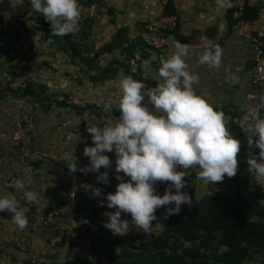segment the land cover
Returning a JSON list of instances; mask_svg holds the SVG:
<instances>
[{
  "label": "rangeland",
  "instance_id": "obj_1",
  "mask_svg": "<svg viewBox=\"0 0 264 264\" xmlns=\"http://www.w3.org/2000/svg\"><path fill=\"white\" fill-rule=\"evenodd\" d=\"M26 1L29 3L27 5H30V0ZM160 1L162 3V0ZM102 2L101 4L97 0L93 1L95 5L93 12L90 11L91 9L83 8L85 5L78 2L80 17L84 16L81 10H85L86 13L83 14H93L91 17L86 15L90 18V22L82 23L89 32L87 44L93 50L109 42L121 26H127L126 35L129 40L135 41L139 36L144 37L146 35L144 23L153 21L159 11H155L150 5L154 0L142 2L102 0ZM196 5L197 9L189 10L187 6L184 7L187 10L178 9V17L187 30V35L193 34L192 40L185 43L200 52V49L207 45V41H210L209 38H215L216 42L221 43L222 39L233 37L231 35L232 32L235 33L233 27L231 30L227 27L218 29V23L226 22L224 13L215 14L216 17L212 19L214 22L208 23L210 19L205 20L207 13L204 11V5L199 3ZM24 8V11H31V15L25 16L15 11L13 7L2 14L0 8L1 23L4 21L3 25L0 24V46H4L0 54V90L18 89L34 81L43 85L46 94H50L53 98L62 100L64 96H68L66 99L68 104L77 105L78 108L57 107L52 104L48 110H44L41 104L31 98L15 96L9 91L3 95L4 97H0V195L8 193L16 195L20 205L25 208L28 220V226L20 230L12 223V213L0 212V264H127L121 251L127 247L137 249L140 243L160 234L170 216L164 218L165 208L162 206L156 210L157 220L153 221L155 225L151 235L145 236L131 225L126 235H113L103 226V221L107 219L104 213L114 209L107 208L106 203L103 206L99 203L103 200L104 194L115 191L118 183L114 175L113 153H106L113 161L112 167L109 169L102 167L99 172L85 174L77 170L72 173L67 169L66 164L76 161L78 169L89 164L88 158L83 155V148L86 145L92 146L93 142L91 135L86 131L87 121L84 119L96 118V121L111 122L119 117V110L105 112L103 109L105 101L109 98L115 100L118 97V79L122 75H131L137 79L140 75L143 80L148 81L146 88L154 87L156 80L159 79L156 64L160 59L143 45V48L136 47L129 57H123L119 48L106 51L97 58L100 66H105L115 57L124 61L127 69L121 68L114 78L106 81L91 82L90 74L80 69L83 65L71 62L68 53L56 51V48L52 47V50H49L46 44L43 45L44 47L37 46L36 40L40 34H43L41 29L44 30L40 21L45 18L43 14L34 12L31 6ZM201 13L203 15L197 21L192 17L193 14L197 17ZM23 17H29V20L36 19L38 31L34 32L36 37L32 41L25 40L20 55L12 44L15 41L19 46L20 33H17L16 29L20 28ZM217 30L223 34L220 40L217 39L219 38ZM246 41V50L250 51L251 58L253 42L251 37ZM198 44H201V47H196ZM23 51H27L30 57L25 56ZM247 51L245 53H248ZM89 55L92 56L93 51H90ZM236 57L239 58L240 69L237 72L236 69L226 71L224 90L199 82L196 91L211 105L233 104L241 112V116L234 119L243 134L242 139L239 140L237 171L233 177H225L222 182L206 184L197 178L198 169H182L186 174L183 177L186 186L181 191L189 195L192 204L213 191L222 193L231 204L237 202V193L250 200L252 182L262 187L261 200L264 202V180H258L249 173L247 165V157L258 153L259 149L255 147L249 149L248 136L242 130L245 127L242 117L254 98L252 96L254 88L250 80V71L244 67L247 57L243 53ZM233 74L239 77L240 84L233 85L226 82V77ZM224 118L226 127L231 132V119L228 115ZM9 126L12 129H9ZM97 126L102 127V122ZM16 130H20L21 134L18 142L10 139V135ZM104 171L108 172V183L96 179L100 172ZM17 179L24 183L26 189L36 193L39 200L38 207L43 208L41 211H37L35 205H27L21 199V191L15 188ZM85 183L99 188L101 196L92 197L91 187L88 191L82 187ZM166 186L167 182H157L154 185L156 194L163 195ZM73 190L76 191L73 199L67 200V194ZM64 192L66 196L62 197ZM186 208L188 206L182 204L179 213ZM121 218L131 220L130 214L121 213ZM108 252L117 253L119 257L111 260ZM252 263L261 264L260 259Z\"/></svg>",
  "mask_w": 264,
  "mask_h": 264
},
{
  "label": "clouds",
  "instance_id": "obj_2",
  "mask_svg": "<svg viewBox=\"0 0 264 264\" xmlns=\"http://www.w3.org/2000/svg\"><path fill=\"white\" fill-rule=\"evenodd\" d=\"M218 9L227 10L232 0H215ZM31 9L43 14L50 22L51 36L75 35L79 32L80 8L78 0H30ZM172 51L161 56L155 86L146 88L143 81L131 75L118 79V97L103 103L105 112L119 110L114 121L84 119L86 131L91 135L92 146L83 148L89 164L78 169L76 161L66 164L67 169L87 174L109 169L115 157L114 175L118 183L115 191L104 194L99 201L114 211H107L103 226L113 235L124 236L130 225L145 236L153 233L156 210L165 208L164 218L178 214L182 204L191 208L192 200L181 189L186 186L183 170L196 168L197 178L206 184L222 182L237 171V154L240 141L226 127L223 112L214 108L205 97L198 94L195 85L199 76L189 70L186 58L192 49L175 37H169ZM51 42V41H49ZM223 50L208 41V46L198 56V63L209 68L220 67ZM226 82L240 84L239 77L231 75ZM145 97L147 99H145ZM143 101V102H142ZM264 94L259 105L249 108L242 119V129L248 136L249 149L259 151L247 157L248 172L258 180H264ZM96 121V122H93ZM103 124L98 127L97 124ZM255 138V139H253ZM123 173V175H121ZM127 177V179H125ZM97 181L108 183V172H100ZM157 182H167L163 195L155 192ZM85 191L91 187L92 197L101 196L99 188L85 183ZM15 188L22 193L27 205L39 200L32 190L17 179ZM174 189V191H173ZM12 213V223L20 230L28 226L25 208L17 196L0 195V212ZM121 213L130 214L131 220L122 219Z\"/></svg>",
  "mask_w": 264,
  "mask_h": 264
},
{
  "label": "trees",
  "instance_id": "obj_3",
  "mask_svg": "<svg viewBox=\"0 0 264 264\" xmlns=\"http://www.w3.org/2000/svg\"><path fill=\"white\" fill-rule=\"evenodd\" d=\"M93 1L78 0L80 4L85 6L94 4ZM97 1L103 3L102 0ZM261 6L262 1L251 4L248 0H245L240 8L239 18L245 21H253L257 17ZM233 10L234 7L232 6L225 12L226 27L229 30L236 22V19L232 17ZM107 12L110 11L107 10ZM161 14L166 16L176 15L179 18L174 0H166ZM90 21L88 17L80 19L79 26L81 28L79 32L75 35L68 34L64 36H51L50 22L43 19L40 23L45 31L43 41L53 45L56 50L68 53L71 62L82 64L83 67L80 69L90 74L91 82L106 81L114 78L121 68L127 69L126 63L115 57L105 66H100L97 63V58L102 53L119 48L123 57H129L136 47H142L143 45L151 51L153 49L145 42L143 36L137 37L135 41L129 40L126 35L127 26H121L109 42L93 50L87 44L89 32L82 25V23L86 24ZM0 24H2L1 14ZM144 24L148 25L147 23ZM180 26L179 21L174 28L164 30V34L175 37L180 41L190 42L193 34L182 35L179 32ZM143 27L144 32H147L148 29L144 25ZM261 39L263 42L261 47L264 51V38ZM216 44L220 46V42ZM3 47L0 46V54ZM90 51H93L92 56L89 55ZM251 65L252 59L250 58L247 62V68H250ZM159 66L158 61L156 70ZM137 79L143 81L146 86L148 85V81L143 80L140 75L137 76ZM7 91L15 96L31 98L41 104L44 110H48L52 104L57 107L78 108L77 105L68 104L66 101L68 96H64L62 100L53 98L50 94H46V88L43 85L34 81L28 82L18 89L0 90V97L6 95ZM212 106L223 112L224 116L228 115L230 117L231 132L241 140L243 137L241 127L234 120L241 116V112L236 108L237 106L233 104ZM251 186L253 190L250 200L237 193L238 200L235 204L228 202L219 191L203 195L196 203L191 205V208L188 207L178 214L171 215L160 234L140 243L137 249L127 247L121 251L122 257L126 259L127 264H254L252 261L258 259H260L261 264H264L262 187L256 182H252ZM108 254L111 260L119 257L117 253L108 252Z\"/></svg>",
  "mask_w": 264,
  "mask_h": 264
},
{
  "label": "crops",
  "instance_id": "obj_4",
  "mask_svg": "<svg viewBox=\"0 0 264 264\" xmlns=\"http://www.w3.org/2000/svg\"><path fill=\"white\" fill-rule=\"evenodd\" d=\"M142 1H146V0H140V2H142ZM147 1H149V0H147ZM248 1L251 4H254V3L261 1V0H248ZM262 1H264V0H262ZM196 3H199L200 5L201 4L204 5V8H205L204 11H205V13H207V15H206L207 17L205 18V20L210 19L208 23L214 22L212 19H213V17H216V15H218V13H221V14L224 13V15H225L226 10L218 9L216 6L215 0H204V2H203V0H174V4H175V8H176L177 12H178V9H181V10H187V9L191 10L193 8L197 9L198 7H197ZM27 4H29V3L26 0H0V8H1L2 14L3 13L5 14L6 12H8L10 10V7H13L16 9L15 11H19V13H21L25 16L31 15V13H32L31 11H29V10L24 11L25 6H28V7L30 6ZM146 4L149 5L150 2H146ZM14 5H15V7H14ZM150 5H152V7L155 9V11L159 10L158 14H156V17H157L159 15V13L162 12V9H163V5H162L161 1L160 0H154V2H152ZM186 6H187V9L184 8ZM200 7H202V6H200ZM201 15H203V13H201L197 17H195L193 14L192 17L194 19H196V21H197L200 19ZM28 18H26V17L21 18V22H20L21 26H19L20 27L19 29L18 28L16 29L17 33H20V34H18L19 46H18L17 42H15V41H13V44H12L15 48H17L14 50H17V52L20 55L22 53V48H23L24 44L26 43L27 39L32 41V39H34V37H36L34 32L38 31L37 27H36L38 25L37 20L33 19V18H31V20H29ZM180 20L181 19H179V21ZM2 23H4V21ZM225 23L226 22H224V21L218 23V29L219 30L225 29L226 28ZM180 25L181 26H180L179 32L182 35H187L188 32H187V30L184 29V26H183L181 21H180ZM213 27H216V26H213ZM223 27H225V28H223ZM217 32H219V31L217 30ZM41 33H43V34H40L39 38H37V40H36V42L38 43L37 46L38 45L43 46L44 44H46V45H48L49 50H52L51 47L55 48L53 45L43 41L42 37H44V30L41 29ZM222 35L223 34H221V32H219V36H218L219 38H217V39L220 40V37ZM231 35H233L232 38H228V39L224 38L221 40L222 42L220 43V47L223 50V55H222L220 67L216 68V69L209 68L205 65H200L198 63V56L200 53H202V50H204V49L201 48L202 50L200 49V52H197L198 50H196L195 48H193L191 46L192 52H191V55L188 58H186V63L188 64L189 70L191 72L198 74L199 82H203L206 85L207 84L212 85L213 88H217L218 90H224L225 88L223 86V83L225 84L224 79H225L226 71H229V70L232 71L233 69H236L235 72H237L240 69V66L238 65L239 64V58L236 57L238 54L243 53V55L247 57V61H246L244 67L246 69H248L247 68V62L250 59V56H249L250 51L248 52L246 50V44H247L246 40H248L249 37L248 36L240 37L233 32L231 33ZM41 38H42V40H41ZM209 40L213 41L214 43L218 42V41L217 42L215 41V38L214 39L209 38ZM178 41H180V40H178ZM180 42L185 43V41H180ZM207 44H208V41H207ZM56 51H58V50H56ZM171 51H172V48H171V43H170L167 47L166 53L171 52ZM245 51H247L248 53H245ZM54 53L55 52H52V54H54ZM23 54L25 56L30 57V54H28L27 51H23ZM39 55H41V54L39 53ZM232 73H234V72H232ZM31 79H32V77H31ZM194 87L197 90L198 87L196 85ZM17 119H18V116H17ZM10 128L11 127L9 126V129Z\"/></svg>",
  "mask_w": 264,
  "mask_h": 264
},
{
  "label": "built area",
  "instance_id": "obj_5",
  "mask_svg": "<svg viewBox=\"0 0 264 264\" xmlns=\"http://www.w3.org/2000/svg\"><path fill=\"white\" fill-rule=\"evenodd\" d=\"M245 0H234L233 1V13L232 17L236 19V22L233 24V29L235 33L240 36L251 37L252 45V65L248 70L250 71V80L252 87L254 88L252 96L254 97L249 108L257 107L259 105V97L261 94H264V51L261 47L263 44L262 39L264 38V1L262 6L259 9L257 17L253 21H245L239 18L240 8L243 6ZM166 0H162V3L165 4ZM87 10L93 12L95 10V5L91 4L89 6H84ZM94 9V10H92ZM86 13L85 10H81L82 15L91 17L93 14H83ZM82 16V17H84ZM79 17V20L80 18ZM179 22V18L176 15H162L161 13L148 25L146 35H144L145 42L152 46V52L158 58H161L166 53L168 45L171 43L169 36L164 34V30L172 29ZM201 47V44L196 45V47ZM208 46L205 45L203 49ZM21 137L20 130L14 131L10 135L12 141L18 142ZM69 193V192H68ZM76 191L65 195V192L62 194V197L66 196L67 200H72Z\"/></svg>",
  "mask_w": 264,
  "mask_h": 264
}]
</instances>
